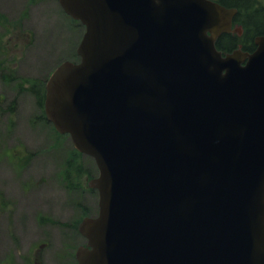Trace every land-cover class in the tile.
Wrapping results in <instances>:
<instances>
[{
	"label": "water",
	"instance_id": "water-1",
	"mask_svg": "<svg viewBox=\"0 0 264 264\" xmlns=\"http://www.w3.org/2000/svg\"><path fill=\"white\" fill-rule=\"evenodd\" d=\"M86 32L45 113L99 176L79 264H264V37L208 0H59Z\"/></svg>",
	"mask_w": 264,
	"mask_h": 264
},
{
	"label": "rangeland",
	"instance_id": "rangeland-1",
	"mask_svg": "<svg viewBox=\"0 0 264 264\" xmlns=\"http://www.w3.org/2000/svg\"><path fill=\"white\" fill-rule=\"evenodd\" d=\"M82 34V27L66 17L57 0H0V59L1 66L7 67L5 75L30 84L44 82L61 62L78 58L76 48ZM15 97L14 87L0 81V109ZM15 101L13 127L0 113V262L5 251L14 261V247L19 243L36 246L50 241L49 261L61 264L65 258L57 255L75 250L83 239L74 237L72 231L57 230L55 225H70L83 218L80 206L87 209V215H95L98 196L86 193V181L91 177L79 178V194L65 186L60 167L73 149L69 137L55 139L48 126L33 122L38 112L29 94H21ZM19 149L23 154H38L22 171L10 157V152ZM79 160L97 174L91 161ZM36 179L44 184L35 186ZM39 216L45 221L40 223ZM46 219L54 222L49 224Z\"/></svg>",
	"mask_w": 264,
	"mask_h": 264
},
{
	"label": "trees",
	"instance_id": "trees-1",
	"mask_svg": "<svg viewBox=\"0 0 264 264\" xmlns=\"http://www.w3.org/2000/svg\"><path fill=\"white\" fill-rule=\"evenodd\" d=\"M219 4L225 7H235L239 11L244 9L246 15L242 22L244 28V34L240 40L230 36L222 35L217 41V47L224 50L235 49L237 44L242 45V49L247 51L253 46H249L252 43L253 37L264 34V7L259 5L258 0H216ZM235 19H238V15ZM0 61V66H1ZM7 81V80H6ZM36 88L31 85L29 91L35 94L37 104L42 107L43 94L35 90ZM43 118V117H42ZM72 164H68L70 167Z\"/></svg>",
	"mask_w": 264,
	"mask_h": 264
},
{
	"label": "flooded vegetation",
	"instance_id": "flooded-vegetation-1",
	"mask_svg": "<svg viewBox=\"0 0 264 264\" xmlns=\"http://www.w3.org/2000/svg\"><path fill=\"white\" fill-rule=\"evenodd\" d=\"M49 251L52 253V250ZM44 252V246L40 245L36 250H32L25 256L18 255L16 264H51L48 258L50 253ZM57 256H59L61 260L65 258V262H61V264H77L75 259V252L73 250ZM4 264L9 263L5 261Z\"/></svg>",
	"mask_w": 264,
	"mask_h": 264
}]
</instances>
